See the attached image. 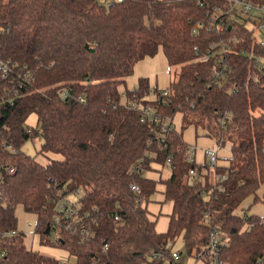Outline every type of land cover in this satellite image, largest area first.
<instances>
[{"label":"trees","instance_id":"trees-1","mask_svg":"<svg viewBox=\"0 0 264 264\" xmlns=\"http://www.w3.org/2000/svg\"><path fill=\"white\" fill-rule=\"evenodd\" d=\"M212 1L0 0V264H161L166 242L178 236L196 263L208 241L206 212L228 237L220 253L225 262L264 264V216L234 212L264 183V73L254 64L264 49L251 27L228 19L223 36L239 41L229 47L230 75L217 82L218 46L203 61L193 53L194 45L205 51L218 38L206 28L192 33ZM159 49L177 68L166 94L145 77L126 87L134 64ZM123 95L150 105L159 121H142ZM177 111L184 125H201L218 144L230 143L227 164L215 166L225 175L218 184L208 161L187 159L189 144L173 125L159 138L161 121ZM30 113L34 127L26 124ZM38 136L41 151L61 157L43 163L19 149ZM155 165L167 166L168 175H146L160 170ZM195 166L207 172L186 180ZM158 183L171 204L164 231L146 207ZM78 190L76 222L68 229L64 218L55 220L57 200ZM18 204L35 214L40 241L65 248L72 261L26 247L16 229ZM153 252L161 258L152 259Z\"/></svg>","mask_w":264,"mask_h":264},{"label":"built area","instance_id":"built-area-1","mask_svg":"<svg viewBox=\"0 0 264 264\" xmlns=\"http://www.w3.org/2000/svg\"><path fill=\"white\" fill-rule=\"evenodd\" d=\"M106 5H110L113 2H120L122 0H98ZM200 5L205 4V0H197ZM227 3L223 5V0H213L206 9L205 20H198L195 22L192 27V33L196 34L199 29L206 28L207 30H214L218 34L216 41H212L209 44V48L205 51H202L196 45L193 46V53L197 59L203 61L208 57L215 55L216 47L218 46L219 55L212 56L215 57L214 60V73L215 80L217 82L225 81L232 71L231 63L229 60V47L231 44L237 43L239 41L236 35H227L223 36V28L226 24V21L229 19L231 21H239L245 23L246 26H250L254 31L260 32V36L255 35V40L259 46L264 49V3L256 2L253 0H226ZM208 5V4H207ZM211 7V9L209 8ZM243 51V49H242ZM255 66L257 69H260L264 73V56L255 57ZM253 79L256 80V76H253ZM160 94H166L164 89H161ZM65 94V93H63ZM150 94H154L151 90ZM123 102L132 109L138 110L141 112V120H152L159 121V116L152 107L148 104H143L131 99H125L123 95ZM172 119L170 117H165L160 123L159 127V138L164 140L168 131L172 128ZM14 151V148H11ZM264 150V149H263ZM188 155L187 159L189 161L194 160V149L188 146ZM204 155L206 156V161H208L207 169L213 172V182L218 184L225 178L224 174L215 173V166L217 164V152L212 148H205ZM170 161V156L166 158V163ZM202 173L199 168L190 167L185 174V179L189 181H197L201 178ZM221 190V186L218 187ZM130 191L138 194L139 187L136 183H130ZM57 208L59 213L55 216V220H60L64 218L65 228H68L74 223L75 216L78 212V205L70 200L68 194L61 196L57 200ZM115 220H119L118 215L114 216ZM76 222V221H75ZM203 222L208 225V241L205 247L203 248L201 254L203 258L198 260L201 264H228L221 257V249L228 242V237L223 234L221 230V225L212 220L210 214L206 212L203 215ZM28 226L31 225V222L27 223ZM15 230L3 231L4 235L13 234ZM165 248L168 249V261L169 264H197L194 262L187 263L184 261L183 254L179 249L174 248V243L171 240L166 242ZM2 254V253H1ZM161 253L153 252L152 258L158 259L161 258ZM252 264H261V260L257 259L255 263Z\"/></svg>","mask_w":264,"mask_h":264},{"label":"rangeland","instance_id":"rangeland-1","mask_svg":"<svg viewBox=\"0 0 264 264\" xmlns=\"http://www.w3.org/2000/svg\"><path fill=\"white\" fill-rule=\"evenodd\" d=\"M250 26V24H248ZM255 35L260 36V32L256 31ZM176 67H169L167 64L164 53L161 49L155 55L146 56L138 60L134 66L132 72L125 77V85L128 88H134L137 85L139 77H145L148 80L149 87H157L158 89H164L169 84L171 80L176 78ZM124 86H119L121 92ZM150 96H152L150 94ZM182 113L177 111L172 116V125L174 130L181 133L182 139L189 144V149L192 147L194 149V160L197 163H202L206 160L204 155L205 148L215 149L217 152V164L224 165L227 164V157L230 155V143L225 142L224 145L218 144L212 134L208 132L201 125L197 127L194 124L184 125L181 120ZM37 123V116L35 113H30L26 118V124L30 127H34ZM42 138L40 136L27 139L19 149L27 155L35 157L40 162H47L53 158H60V154L56 152H43L40 149ZM159 171L150 170L146 172V175L153 178H157L160 174L162 177L168 175V167H160L155 165ZM202 174L207 172V169L203 166L201 168ZM82 194L81 190L70 192L68 196L71 201L77 203L78 197ZM257 196L258 199L253 202V197ZM151 198L155 199L153 195ZM160 216L158 219L157 227L162 228L166 224V218L170 211V203L168 201L160 202ZM234 212L242 214L246 212L247 214L263 215L264 216V183H262L255 194L245 197L241 203L236 207ZM14 214L16 216V229L22 231L23 242L26 247L37 250L40 253L53 256L59 260H69L72 261L73 257L70 256L68 251L55 244L43 243L40 241L39 235L34 231V224L36 216L33 213L26 212L20 204L16 205L14 208ZM31 222L28 226L27 223ZM51 240H54V236H51ZM174 248L179 249L183 254L184 261L187 263L193 262V258L186 256V251L180 236L174 238L173 240ZM153 259V258H152ZM197 264H201L199 261ZM161 264H169L167 258H165Z\"/></svg>","mask_w":264,"mask_h":264},{"label":"crops","instance_id":"crops-1","mask_svg":"<svg viewBox=\"0 0 264 264\" xmlns=\"http://www.w3.org/2000/svg\"><path fill=\"white\" fill-rule=\"evenodd\" d=\"M153 195L156 198L155 199L150 198V200L148 202H146V207H147V210L149 212V215L151 217H153V218H156V225H155L156 230L157 231H164L166 229V227H167L168 216L166 218V224L164 225V227H162V228H158L157 227L158 219H159V216H160V209H161L160 208L161 207L160 202H165L164 201V193H163L162 184H160V183L157 184V190H156V192L154 194L151 195V197ZM170 210H171V204H170Z\"/></svg>","mask_w":264,"mask_h":264}]
</instances>
